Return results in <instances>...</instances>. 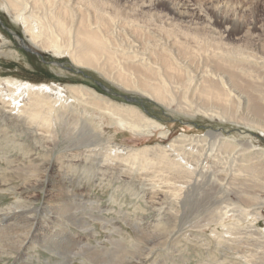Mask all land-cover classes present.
Masks as SVG:
<instances>
[{"label": "bare ground", "instance_id": "obj_1", "mask_svg": "<svg viewBox=\"0 0 264 264\" xmlns=\"http://www.w3.org/2000/svg\"><path fill=\"white\" fill-rule=\"evenodd\" d=\"M254 1L255 5H247V0H1L0 5L23 21L30 43L68 53L77 64L94 68L124 90L145 95L170 110L191 114L199 110L264 130V0ZM2 47L0 40V54L4 55ZM81 106L92 114L80 115ZM93 113L110 117L137 136L165 128L135 104L118 102L84 84L49 86L0 77L1 116L15 117L26 129L39 131L37 138L54 141L40 142L52 146L42 157L30 142L7 137L8 131L0 125L1 145L18 150L13 158L8 156L11 170L26 179L23 190L14 188L17 203L0 214V225L6 224L0 227V255L21 251L16 253L20 259L32 257L30 251L40 243L63 256L57 264H73L76 255L87 264L177 261L181 249L174 242L169 244L173 233L151 234L146 216L140 217L139 223L127 220L134 228L132 248L114 237L113 232L123 233L122 226L105 214L109 208L100 198L79 188L87 176L90 180L106 176L105 165L140 178L153 191L168 188L176 219L183 217V208L195 191L203 195L195 198L198 202L202 199L217 206L213 214L218 219L234 215L245 221L260 216L264 199L254 191L260 185H250L247 177L264 178V152H254L248 141L238 145L210 130L204 136L182 135L168 146H102ZM63 128H67L64 140L72 142H62L64 151L53 155ZM213 149L219 152L212 154ZM95 163L103 165L98 166L99 171L86 169ZM43 186L50 191L43 206L22 197L24 192L34 194ZM233 195L238 203L233 202ZM245 206L251 207L247 214L241 212ZM11 216L21 220L12 223ZM86 216L107 223L105 227L112 232L110 246L101 239L97 243L88 240L96 238L99 231ZM163 221L161 213L159 222ZM237 224L228 227V236L214 229L224 251H240L244 244L262 247L264 234L251 224L248 230L237 228ZM73 225L89 230V236L74 232ZM160 252L164 257L160 258ZM258 254L242 257L264 264V252Z\"/></svg>", "mask_w": 264, "mask_h": 264}, {"label": "rangeland", "instance_id": "obj_2", "mask_svg": "<svg viewBox=\"0 0 264 264\" xmlns=\"http://www.w3.org/2000/svg\"><path fill=\"white\" fill-rule=\"evenodd\" d=\"M247 2V5L256 4L254 0H247ZM250 14L253 15L252 12H250ZM260 14H263V11H261ZM0 40L3 44L2 48L6 52L4 55L0 54V77H13L49 86L84 84L97 90L98 93L107 95L118 102L135 104L150 117L160 121L165 127L159 130H154L148 135L137 136L130 131L122 129V127L110 117L93 113L95 114V118L92 119L97 126V132L100 134V141L98 142H101L102 146L114 143L129 147H141L145 145L153 146L157 144L168 146L174 139L181 137L182 135L198 137L204 136L208 131L213 130L215 133H222L225 138L234 141L233 143L241 145L244 143L242 141H248L254 146L253 148L255 150L252 149L254 152H264V130H261V128L250 127L240 122L221 120L218 117L214 118L199 110H194L195 112L193 114L181 110H170L166 106L146 97L145 95L143 96L137 92H132L126 89L124 90L106 80L103 75L101 76L100 72L96 71L94 68L91 69V67L77 64L70 54L41 49L30 43L24 34L23 21L16 20L12 14L1 5ZM10 50L15 51L14 54L8 53ZM261 71L264 73L262 68ZM79 109H81L79 110L80 115H86L89 117L92 114L86 110L84 111V106H81ZM76 111L77 109H75V112ZM5 118L7 121H5ZM0 125L3 129L5 128L8 131L7 137H10L11 139L14 137L18 142H26L25 144L30 142L29 144H32L31 146L35 149V152H39L42 157H44L46 153L52 151L51 145L42 144L54 141H50L48 138H37L39 131L26 129L27 126L25 124L20 125L15 117L6 116L4 114L1 116L0 114ZM162 131H166L167 134L163 135L161 133ZM60 133L61 135L59 139L55 142L61 143L56 150H54L55 152H53V155L65 149L64 146L66 144H62V142H72L70 139L64 140L67 128H63ZM1 140L2 139H0V214L5 208L9 207V205L17 203L18 193L14 188L23 190L26 183V179L11 170V163L8 158V156H11V158L16 156L18 150L14 147H12V149H6V147L1 145L3 142V140ZM211 151L212 154L219 152L215 149ZM208 153L211 152L208 151ZM37 156L39 157V155ZM222 156L223 154L220 153V157ZM87 163L89 164L90 162ZM98 166L103 165L95 163L90 166L89 169H86L92 172L94 170L99 171ZM105 167L108 168L107 170L109 171L106 176L98 175L92 180L87 179L89 177L87 176L83 181V185L79 188L84 192L91 193L93 197L100 198L104 207L109 208L106 210L105 214L112 217L122 226L123 229V233L121 234L113 232L114 237L125 241L129 245V248H132L134 228L127 224V220L132 218L136 219L138 222L141 220L140 217L146 216V222L149 221L151 224V234L158 235L161 233L163 235L171 232L173 233L174 238L172 237L173 239H170L169 244L174 242L179 249H181V252L176 253V259L178 262L170 259L166 264H179V262H182L183 264H254L243 257L245 255L250 257V254L256 255L258 253L260 256L262 255V252H264V244H262V247H253V245L249 246L244 243V246L241 247L240 251L234 249L224 251V248L218 245V240L214 234L215 229L228 236V227L232 229L233 225L238 222L240 224H237V228L240 226L241 229L248 230L250 229L248 226L251 224L255 226L254 229L256 228L264 234V206L260 208V216H252L250 217V220H239L238 218H235L234 215L221 220L214 217L213 214L214 208L217 206L215 204L212 206L211 203L208 205V202H205L202 199L198 202L195 198H198V196L203 197V195H201L202 192L200 194V191H195L193 197L191 196L190 200L188 199V202L185 205L186 207L184 206L183 208L184 218L181 217L176 219V216L173 214L174 211L171 209L173 200L172 197L168 195V188L160 189L162 191L157 189L159 192L157 190L153 191V189L149 188L150 185H143L145 181H142L140 178L120 173L119 168H112L106 165ZM226 167L228 168L227 165ZM113 173H117L118 177L116 178ZM247 180L250 185H254L255 182L260 185V187H256L254 191L258 192L260 197L264 199V187H261V185L264 184V178H259V180H261L259 181L258 179L249 176L247 177ZM235 187L239 188L237 185ZM132 189L136 192V196L133 195ZM215 191L216 190L212 191V194H215ZM49 193L50 191H46V187L43 186L39 188L38 191L34 192V194L24 192L22 197L24 200L27 199L38 206H43L46 203L47 198L50 197L48 195ZM113 194L119 196V198L113 199ZM232 197L233 202L238 203V199L234 195ZM228 201L229 200L227 199L226 202ZM221 205L224 206L228 204L222 203ZM160 210L164 217L163 222H159L161 214ZM169 210H171L172 213ZM247 210L250 212L251 207L246 208L245 206L244 211L241 212L247 214ZM11 217L13 219L10 218L9 221L12 223L16 220H21L18 219L19 217L16 219H14L13 216ZM85 219L92 222L94 230L97 229L99 231L96 238L90 237L88 240L92 243H97L98 239H101V241L106 243L105 245L110 246L108 238L112 232L105 227L107 223L102 219H94L87 216ZM137 222L135 223L137 224ZM5 225H0V227ZM146 227L147 225L143 226V228ZM71 229H73L74 232H80L82 235L89 236V230L80 229L75 225L71 226ZM197 235L200 236V238L195 237ZM77 238H79V236H77ZM30 252L32 257L27 255L21 259L17 256L18 254L16 255V253L20 254L21 251H15V254H2L0 255V264H24L26 262L30 264H57L56 260L63 258V256H60L59 254L51 253V251L46 249L40 243L35 251ZM160 253L162 254L160 255V258L164 257V253ZM71 263L87 264V260L80 255H76Z\"/></svg>", "mask_w": 264, "mask_h": 264}]
</instances>
